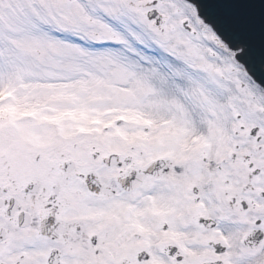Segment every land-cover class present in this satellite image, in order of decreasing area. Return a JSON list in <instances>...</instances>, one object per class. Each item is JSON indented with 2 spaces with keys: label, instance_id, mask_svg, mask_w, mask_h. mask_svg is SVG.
Listing matches in <instances>:
<instances>
[{
  "label": "snow or ice",
  "instance_id": "6c2138e0",
  "mask_svg": "<svg viewBox=\"0 0 264 264\" xmlns=\"http://www.w3.org/2000/svg\"><path fill=\"white\" fill-rule=\"evenodd\" d=\"M202 8L0 0V264H264V5Z\"/></svg>",
  "mask_w": 264,
  "mask_h": 264
},
{
  "label": "water",
  "instance_id": "95a60500",
  "mask_svg": "<svg viewBox=\"0 0 264 264\" xmlns=\"http://www.w3.org/2000/svg\"><path fill=\"white\" fill-rule=\"evenodd\" d=\"M190 1L203 6L201 10V16L203 17L205 15V10L211 12L216 6L223 5V4L251 2V3H257V4L264 5V0H190ZM217 31L223 37V33H220L219 29H217ZM258 70L259 69H257V71ZM253 75H255V73H253ZM261 83H264V81H261Z\"/></svg>",
  "mask_w": 264,
  "mask_h": 264
}]
</instances>
